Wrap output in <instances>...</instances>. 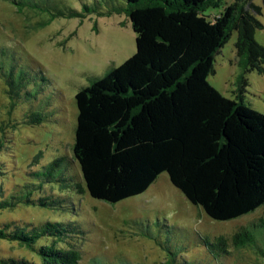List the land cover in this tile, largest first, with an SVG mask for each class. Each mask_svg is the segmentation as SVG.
<instances>
[{"label":"rangeland","instance_id":"rangeland-1","mask_svg":"<svg viewBox=\"0 0 264 264\" xmlns=\"http://www.w3.org/2000/svg\"><path fill=\"white\" fill-rule=\"evenodd\" d=\"M20 1L26 3L22 11L13 0H0V224L13 221L27 231L46 222L70 225V237L60 245L79 249L80 264H264L263 227L252 228L254 245L236 248L231 239L264 217V204L216 220L188 200L167 172L117 203L89 194L73 152L76 94L135 54L128 2ZM215 1L204 11L210 19L244 0ZM252 2L263 7V0ZM257 17L263 27L255 38L264 45V9ZM237 38L233 30L208 81L264 113V71L246 65ZM32 114L39 122H30ZM219 236L228 239L230 253L207 243ZM2 257L40 262L35 251L7 239H0Z\"/></svg>","mask_w":264,"mask_h":264},{"label":"trees","instance_id":"trees-1","mask_svg":"<svg viewBox=\"0 0 264 264\" xmlns=\"http://www.w3.org/2000/svg\"><path fill=\"white\" fill-rule=\"evenodd\" d=\"M13 2L19 11L26 6ZM127 2L135 54L76 94L73 152L89 194L117 203L143 193L167 172L213 219L255 211L264 204V113L240 96H224L208 76L233 30L246 65L264 71V45L255 38L263 27L257 14L264 0L263 7L236 2L214 19L204 11L215 0ZM30 122L39 116L32 114ZM249 225L232 235L236 248L255 244L252 228H264V217ZM69 226L46 222L27 231L13 221L0 224V239L17 241L40 258L2 257L0 264H80L79 249L60 245L70 237ZM207 243L229 252L224 236Z\"/></svg>","mask_w":264,"mask_h":264}]
</instances>
